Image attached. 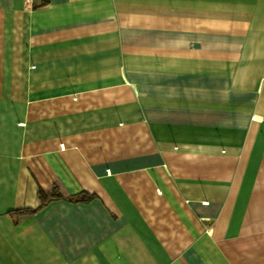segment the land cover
<instances>
[{
    "label": "crops",
    "instance_id": "obj_1",
    "mask_svg": "<svg viewBox=\"0 0 264 264\" xmlns=\"http://www.w3.org/2000/svg\"><path fill=\"white\" fill-rule=\"evenodd\" d=\"M0 264H264V0H0Z\"/></svg>",
    "mask_w": 264,
    "mask_h": 264
},
{
    "label": "trees",
    "instance_id": "obj_2",
    "mask_svg": "<svg viewBox=\"0 0 264 264\" xmlns=\"http://www.w3.org/2000/svg\"><path fill=\"white\" fill-rule=\"evenodd\" d=\"M38 199L40 205L36 210L22 209L15 211L9 215L16 217L17 215H34L35 213L45 208L48 204H50L53 201H65L72 204H80V203L88 204L91 201H93V197L88 195L87 193H82L76 196L65 197L56 188H53L51 191L48 192L40 191L38 194Z\"/></svg>",
    "mask_w": 264,
    "mask_h": 264
}]
</instances>
